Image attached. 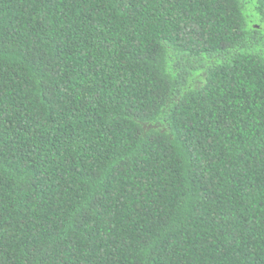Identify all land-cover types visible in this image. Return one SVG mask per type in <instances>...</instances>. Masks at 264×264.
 I'll return each mask as SVG.
<instances>
[{
	"label": "trees",
	"instance_id": "obj_1",
	"mask_svg": "<svg viewBox=\"0 0 264 264\" xmlns=\"http://www.w3.org/2000/svg\"><path fill=\"white\" fill-rule=\"evenodd\" d=\"M0 264H264V0H0Z\"/></svg>",
	"mask_w": 264,
	"mask_h": 264
}]
</instances>
